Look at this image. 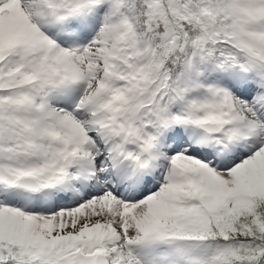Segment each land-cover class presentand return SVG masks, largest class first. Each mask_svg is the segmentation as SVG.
<instances>
[{
	"label": "snow or ice",
	"instance_id": "obj_1",
	"mask_svg": "<svg viewBox=\"0 0 264 264\" xmlns=\"http://www.w3.org/2000/svg\"><path fill=\"white\" fill-rule=\"evenodd\" d=\"M0 264H264V0H0Z\"/></svg>",
	"mask_w": 264,
	"mask_h": 264
}]
</instances>
